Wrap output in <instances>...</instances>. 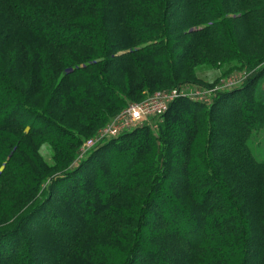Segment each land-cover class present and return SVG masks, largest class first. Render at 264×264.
I'll return each instance as SVG.
<instances>
[{"label":"trees","instance_id":"1","mask_svg":"<svg viewBox=\"0 0 264 264\" xmlns=\"http://www.w3.org/2000/svg\"><path fill=\"white\" fill-rule=\"evenodd\" d=\"M261 54L264 0H0V264H264L249 144L264 130ZM217 60L252 74L211 104L176 98L157 134L105 140L74 166L106 108Z\"/></svg>","mask_w":264,"mask_h":264},{"label":"rangeland","instance_id":"2","mask_svg":"<svg viewBox=\"0 0 264 264\" xmlns=\"http://www.w3.org/2000/svg\"><path fill=\"white\" fill-rule=\"evenodd\" d=\"M243 43H245L247 45V43L245 41ZM261 51H263V50H261ZM263 56H264V54H261L258 57L261 58ZM220 62H222V61L220 60ZM227 65L228 64L221 65V63H219L218 60H217V63H209V64L202 65V66L197 68V74L200 75L201 81L187 82V83H184V84H182L179 87L174 88V89H164V90L156 91L153 94H148L146 96L145 100L147 101L148 99L153 97L158 92H161L165 96H169L172 94L173 91L177 90L179 94H184L185 96H189L194 101L211 104L213 97H214V93H216L218 91H223L225 89L226 90L231 89V87H233L234 85H240V84L244 83L246 81V79L249 76H251V74H252V73L247 72L246 69H241L240 71H235V73H233V74H232V72L225 74L222 70H224L225 69L224 66H227ZM208 81H211L210 83L212 86H209L207 84ZM201 83L205 84L206 86H204ZM34 100H35V104H37L34 106H37V107H44L46 102H47L46 96L38 98V99H34ZM133 105H135V104L129 102L127 106H125L124 108H122L120 110L114 111V112H112V111L108 110V108H106L107 112L109 113V116L107 117L106 122L104 123V125L99 127L95 131V133H93V135H91L90 137H87L85 139V141L83 142V145L77 150V153H76L77 158L75 160L74 166L78 167L80 164V161H82L84 159V157H86L89 154V152L94 150L98 145H100L101 143H103L105 141V137L102 136L103 132L105 133V131H106L105 129L109 128L110 126L115 124L119 119L124 117V115L128 112V110ZM62 111L63 110L58 111L57 115L52 114V112H51V114L54 115L55 117H59V118H61L60 116H64L63 117L64 121L66 123L70 124L69 125L70 127L78 129L77 128L78 123H80V122H79L78 118L76 117V115L69 114L70 116L67 115V117H65L66 116L65 112H62ZM25 120L29 122L30 120H33V118L31 116H26ZM141 124H142V126L141 125L140 126H136V125L129 126L128 128H126L127 130H124L123 132H121L119 134V137L121 135H123L124 133L131 132V131L136 130L138 128H141L143 126H150L151 130L155 134H157L159 132V128L163 124V121H162V118H159L156 116H151V117L144 119L141 122ZM205 135H206V132L203 131V127H202V133H201L200 138L198 140L200 142L202 141V146H204L203 141H204ZM177 137L179 138V140L176 142L175 145H176V149H177V157H179L180 156V148H181L180 139L183 137V134L181 132H177ZM249 144H250L251 150L254 153L256 159L259 161H264V130L261 129L257 132H254V134L252 135V137L249 141ZM202 146L198 145L197 149L202 148ZM43 153H44L46 159L49 160L51 157V151L47 145L43 148ZM179 162H180V160L177 158V161H175V163H173L171 167L177 169L180 166ZM165 186L168 187L167 182L165 183ZM23 248H27V247L25 245H21L20 249H23Z\"/></svg>","mask_w":264,"mask_h":264},{"label":"built area","instance_id":"3","mask_svg":"<svg viewBox=\"0 0 264 264\" xmlns=\"http://www.w3.org/2000/svg\"><path fill=\"white\" fill-rule=\"evenodd\" d=\"M180 96H184V94H179L177 90L173 91L169 96H165L161 92H158L147 101L133 103L135 105L128 110L124 117L109 128H106L102 136L105 137V140L118 138L119 134L127 130L126 128L129 126H142L141 122L144 119L151 116L160 117L167 111L169 104Z\"/></svg>","mask_w":264,"mask_h":264}]
</instances>
